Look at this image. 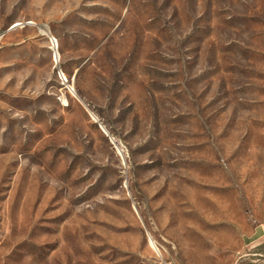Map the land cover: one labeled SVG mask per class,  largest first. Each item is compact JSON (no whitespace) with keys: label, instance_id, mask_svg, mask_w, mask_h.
Here are the masks:
<instances>
[{"label":"rangeland","instance_id":"374dc122","mask_svg":"<svg viewBox=\"0 0 264 264\" xmlns=\"http://www.w3.org/2000/svg\"><path fill=\"white\" fill-rule=\"evenodd\" d=\"M264 0H0V264H264Z\"/></svg>","mask_w":264,"mask_h":264},{"label":"crops","instance_id":"0c3cea01","mask_svg":"<svg viewBox=\"0 0 264 264\" xmlns=\"http://www.w3.org/2000/svg\"><path fill=\"white\" fill-rule=\"evenodd\" d=\"M253 241H263L264 240V219H262L252 230L251 233Z\"/></svg>","mask_w":264,"mask_h":264}]
</instances>
